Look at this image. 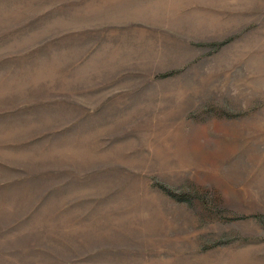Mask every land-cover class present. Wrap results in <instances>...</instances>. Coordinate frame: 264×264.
I'll return each mask as SVG.
<instances>
[{
    "label": "rangeland",
    "instance_id": "rangeland-1",
    "mask_svg": "<svg viewBox=\"0 0 264 264\" xmlns=\"http://www.w3.org/2000/svg\"><path fill=\"white\" fill-rule=\"evenodd\" d=\"M0 264H264V0H0Z\"/></svg>",
    "mask_w": 264,
    "mask_h": 264
}]
</instances>
